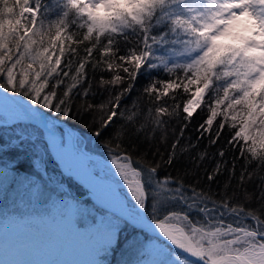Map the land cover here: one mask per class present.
<instances>
[{
	"label": "snow or ice",
	"instance_id": "6c2138e0",
	"mask_svg": "<svg viewBox=\"0 0 264 264\" xmlns=\"http://www.w3.org/2000/svg\"><path fill=\"white\" fill-rule=\"evenodd\" d=\"M40 7V0L34 6L30 0H0V92L24 96L28 112L46 121H52L48 117L53 113L72 117L74 108L93 114L98 137L119 115L120 123L105 143L114 145L108 147L111 163L127 185L136 213L146 218L150 208L149 223L180 250L167 253L171 258L162 264H189L182 253L203 264H264V175L259 176L258 195L255 190L239 193L232 184L242 188L256 180L257 169L264 173V0H63L47 28L42 21L38 26ZM157 45L168 55L153 56ZM142 67L160 69L167 78L144 85L147 112L137 111L134 102L132 113L125 115L129 110L121 109V100L130 94ZM94 89L107 98L90 102ZM179 89L187 94L182 111L178 96H172ZM170 96L171 104L166 99ZM194 114L201 116L196 142L182 146ZM173 119L180 122L179 134L173 132L170 141ZM226 129L230 138L221 145ZM149 133L171 150L154 153L159 160L141 155L133 161L120 154L126 141H147ZM204 140L220 146L201 151ZM230 150L244 161L239 172L237 157L227 159ZM35 160L31 166L20 161L13 171L31 172ZM181 160L190 162L182 176L160 177L162 168ZM189 176L205 179L207 188L185 184ZM220 177L223 191L213 198L211 185ZM241 195L253 206L236 202ZM169 201L184 208L167 210L161 218L157 213ZM190 211L202 213L207 223L197 227ZM225 216L234 217L237 226L225 223ZM173 219L185 226L169 224Z\"/></svg>",
	"mask_w": 264,
	"mask_h": 264
},
{
	"label": "trees",
	"instance_id": "16d2710c",
	"mask_svg": "<svg viewBox=\"0 0 264 264\" xmlns=\"http://www.w3.org/2000/svg\"><path fill=\"white\" fill-rule=\"evenodd\" d=\"M40 3H41V7H40V13H39L38 26H39V21H42L45 28H47L49 23L51 21H54L57 18V14L62 9L63 0H40ZM30 5L34 6L35 0H30ZM134 39L135 37H130V40H134ZM124 48H125V45L122 43L121 44V50H122L121 54H123ZM156 55L164 56V55H168V53L165 51V49L157 45V46H154L153 48V56H156ZM172 58L173 57L169 56V59H172ZM153 62L158 63V61H155V60H153ZM95 75L98 78L100 73L97 72ZM105 77H107V73H105ZM166 78H167V73H164L160 69H148L146 67H142V69L139 70L138 77L135 78L134 80V87L132 88L130 94L123 97L121 100V103H120L121 109H124L125 107H127L129 110L128 113H126L125 115L132 113L134 102L136 103V105H138V108L136 109L137 111H139L140 109H144L145 112H147V108L149 106V98L142 94L144 85L148 83V81L153 80V79L163 80ZM172 96H178L176 100V104L182 111V100L187 98V94H184L183 90L179 89V90H172ZM172 96L166 98L168 99L169 104L172 103ZM106 98H107V93L94 89L93 94L89 95L88 100L90 102L94 101L96 103H99V101H101L102 99H106ZM52 115L58 117L59 119L63 120L68 125H70L72 128H74L78 132V134L82 137V139H84L86 148L89 151L99 153L100 155H102L104 158L108 160L111 159L112 153L108 151V147H114V145L106 146L105 142L108 139L109 132L112 131V128H115L120 123L119 115L116 119V123L112 125V128H109L108 131H105L103 135L99 137L94 135L95 128L93 127V119H94L93 114L77 113L74 108L72 117H68V118L59 117L54 113ZM96 119H98V114H96ZM200 121H201V116L194 114V119L188 125L187 130L183 134V140L181 141L182 146L189 141L193 143L196 142V136H197L196 125ZM179 123L180 122L175 119L169 122L168 135H169L170 141L172 139L173 132H176L177 135L179 134L178 132ZM22 125H24L26 128L24 132H26L27 137H32V138L34 137V139L36 140L35 144H37L39 142V139L42 138L40 129L37 126L31 123H28V122L21 123V121H19L18 123H15V124H12V123L11 124H0V157L11 159L13 160V162L15 161L14 164L9 167L10 173H12L15 176H21V177L28 179L31 177L32 172H16V171H13V168L15 167V164L19 163L20 161H23L27 165L31 166L33 160H35V157H34L35 152L31 150L29 145L23 143L24 140H21L19 143H12L10 142V137L8 138L10 133L14 134L13 133L14 129L17 126H22ZM229 131H230L229 129L225 130L224 135L220 141L221 145L224 143L226 139L230 138L228 136ZM238 143L244 144L245 142L239 141ZM219 146L220 145L208 146L207 140H204L200 142L199 150L201 151L206 150L208 152H213ZM246 146L247 145L245 144V147ZM121 147L125 149V152L120 153V154L129 155L130 159L133 161L139 159L141 155H143L145 160H159L160 158L159 155H154V153L164 154L167 151L171 150L167 145L158 143L156 140L152 139L151 133H149V139L147 141H144L142 139L137 141L135 137H132L131 139L126 141L124 145H121ZM194 154L195 153H193V155ZM239 155L240 154L238 152L234 150H230L228 157H227L228 160H231L232 156L237 157V165H236L237 172L240 171L241 165L244 164V161L239 159ZM48 157L49 158L51 157L50 154L48 155ZM206 166L210 168L211 163L206 162ZM54 167H55L54 170L57 173H61L57 166H54ZM185 167H190V162L186 160H181L177 165H174L171 168H167V167L162 168L159 172V175L160 177H163L164 175H171L172 177H176L178 174L182 176L183 168ZM197 174L202 177L203 175L202 170H198ZM3 175H5V172H0V177H2ZM260 175H264V173H260L259 170L257 169L256 180L253 183H246L242 188H236L235 181H232L233 188H235V190L239 193H242L245 190L247 191L255 190L258 195ZM61 176L64 177V174L61 173ZM38 182L41 183L39 180ZM67 182L70 185L72 191L66 192V191L59 189V191H57V194H59V197L65 198V200H68V201L70 200L76 206L82 205L81 203H86L87 205L93 206L95 209L101 211L102 213H107L104 210L98 208L97 206H94L92 202L90 201V199L88 198V196L86 195L80 196L79 193L76 192L80 190V186L71 177L67 178ZM184 182L185 184H198L200 189L207 188V181L203 178L196 180L194 177L189 176V177L184 178ZM222 182H224V177H220L217 182L211 185V191L213 193V198H218L216 194L222 193L223 191ZM254 185H255V189H254ZM172 186L175 187L176 185L173 184ZM232 191L233 189H229L230 193ZM9 192H10V188L8 187L3 193V198L5 200L8 199ZM10 195L11 196L7 201L15 202V204H17L18 199L16 198V195H14L13 192ZM236 202H238L241 206H247V207L253 206L252 202L244 200L242 195L236 198ZM149 203H151V201H149ZM1 205L2 203H0V209L2 208ZM183 208H184V205L180 204L179 202L169 201L167 204L162 205L160 211L157 214L160 215L162 218L163 215L166 214L167 210H177L178 211ZM6 211L8 212V218L5 220L6 226H10V227L15 226L16 228L19 227L18 225L19 222L16 221L17 219L15 215L16 213H14L12 207H7ZM188 215L196 223L197 227H200L207 223V220L204 217V215L202 213H199L198 211H190ZM147 216L152 219L150 208H149V212ZM19 217L21 216L19 215ZM224 220H225V223H233L234 226H237V222L234 217L225 216ZM249 222L250 221L248 220L244 221L245 224ZM121 223L122 225L117 230L115 238L113 240V245L108 250H106V253L104 254V256L101 257V262H98V263L100 264H144L148 259L146 252L142 251L140 254H138V251L130 250L131 240L136 239L137 238L136 235H141V238H143L144 240L157 239L158 241L159 239L152 235H148L145 232L137 230L135 227L126 223L124 220L123 221L121 220ZM1 227L3 228L1 224V218H0V230H1ZM19 228H22V230L17 235V241L15 244L3 243L1 241L3 229L0 231V264H29L26 262L27 258L25 256H22V252H21L22 250L30 251L33 257H37L39 253H46V252H42L39 250L42 248L43 249L47 248V246H49V244L51 243L49 241L51 233L43 223L41 224V222H38V221H34V223L33 222H29V223L23 222ZM26 230L29 231L30 233L27 234ZM208 230L210 229L208 228L205 229V231H208ZM47 243L49 244L47 245ZM36 246H38V248L40 249L36 250L35 249ZM166 246L172 252H175L167 244ZM11 249H13L14 251H12ZM181 258L183 259V256H181ZM33 260L31 261L30 264H34ZM148 264H151V263H148ZM153 264H162V261L157 260L153 262Z\"/></svg>",
	"mask_w": 264,
	"mask_h": 264
},
{
	"label": "rangeland",
	"instance_id": "374dc122",
	"mask_svg": "<svg viewBox=\"0 0 264 264\" xmlns=\"http://www.w3.org/2000/svg\"><path fill=\"white\" fill-rule=\"evenodd\" d=\"M0 107L9 112V114L18 112L17 108L1 94ZM9 114L0 110V124H15L19 122L15 121V117ZM25 129L24 125L17 126L14 129V134L10 133L11 135L9 134L8 136V138L10 137V142L19 143L24 140L23 143L29 145L31 150L35 152V159L38 157L41 159L35 160V169L31 171V177L26 179L9 172V167L15 161L0 157V172H5V175L0 177V203H2L0 218L3 226V228L1 227V230L3 229L1 241L5 244H15L17 235L22 230V228H19L22 223L38 221L41 224L43 223L50 231L49 241L52 244L47 243L49 246L44 249L36 246V250L40 249L39 251L46 252L39 253L37 257H33L28 250H22V256L27 258V263L30 264L34 258V264H100L98 262H101V257L113 245L116 232L122 225L121 221L106 213H102L86 203L76 206L70 200L59 197V194H57L59 189L66 192L72 191L67 182L68 176L64 175L62 177L61 173H57L54 170V166L58 167V165L55 162V164L53 163V158L51 159L52 156L43 138H40L39 142L35 144L36 140L34 137H27L26 132H24ZM77 137L79 146L89 151L86 148L84 139L79 135ZM47 154H50L51 157L49 158ZM88 166L98 177L113 183L118 193L126 201L127 206L131 209V212H133L132 214H136L131 193L127 185L124 184L123 178L119 176L116 166L111 163V159H107V164H105L97 157L92 156L88 160ZM8 187L10 188L8 199L13 192L18 199L17 204L11 201L8 202V199L5 200L3 198V193ZM76 192L80 196H84L86 193L83 188ZM7 207H12L14 213H16V221L19 222V227L6 226L5 220L8 218ZM168 222L179 224L180 227L185 226V222L176 219ZM28 233L30 232L27 231ZM136 237L130 242V250L138 251V254L142 251L146 252L148 259L144 264H153L157 260L164 262L171 258L167 253L172 251L160 240H158L159 242L157 239L144 240L141 235H136ZM11 250L14 251L13 249ZM189 264L192 263L189 262Z\"/></svg>",
	"mask_w": 264,
	"mask_h": 264
},
{
	"label": "bare ground",
	"instance_id": "6f19581e",
	"mask_svg": "<svg viewBox=\"0 0 264 264\" xmlns=\"http://www.w3.org/2000/svg\"><path fill=\"white\" fill-rule=\"evenodd\" d=\"M21 102L23 106L27 109V101L24 99H21ZM31 107V105H29ZM1 110V107H0ZM5 111V110H3ZM9 114V112H6ZM12 115V114H9ZM17 118L21 119H27L26 114L24 111H18L16 114H13ZM47 115V114H46ZM49 120L52 121H46L41 119L42 121L46 122L50 127H59L61 130L62 140L64 141L62 144V152L64 156H66L70 161H72L76 165V170L78 177L86 183L90 188L94 189L97 194L92 195V199L95 202H100L99 197L103 198L105 202L114 209H123L125 212L132 214L131 209L126 205L124 206L121 204L119 198H118V190L115 187V185L103 178H100L98 176H94L88 166V160L91 159L93 156L92 151H87L85 148H82L79 146L77 142V134L75 131L71 129L68 125L64 124L63 122H60L58 118L49 115ZM39 119V118H38ZM61 140V141H62ZM48 144L50 149L54 152L55 150V143L52 140H48ZM56 151V150H55ZM89 152V154H88ZM95 157V156H94ZM61 168L69 172L70 166L66 162H60L59 163ZM172 225H175L174 223H169ZM161 234L160 232H158ZM162 235V234H161ZM163 236V235H162Z\"/></svg>",
	"mask_w": 264,
	"mask_h": 264
},
{
	"label": "water",
	"instance_id": "95a60500",
	"mask_svg": "<svg viewBox=\"0 0 264 264\" xmlns=\"http://www.w3.org/2000/svg\"><path fill=\"white\" fill-rule=\"evenodd\" d=\"M0 94L5 97L6 99H8L10 102H12V104H14L15 106H17L21 111H24L25 114H26V118L25 121H29L31 122L32 124L38 126V128L42 131L43 133V137H44V140L47 142L48 144V140H52L54 143H55V150L54 152L51 150V153H52V157L54 158V160L56 162H58V164L60 162H66L68 163V165L70 166L71 168V172L70 173H67L71 176H73L76 181L82 185L87 191H88V194L92 197V195H96L97 192L90 188L86 183H84L77 175V170H76V165L70 161L66 156H64L63 154V150H62V135L57 132L56 130H54L52 127H50L46 122L42 121L41 119H38L36 118L33 114L29 113L28 110L23 106L22 102H21V99H24L28 102V100L21 96V95H18L14 98L11 97V92L9 91V96H6L5 94H3L2 92H0ZM44 111V110H43ZM45 112V111H44ZM45 114H47V112H45ZM64 123V122H63ZM66 124V123H64ZM73 131H75L73 128H71ZM49 146V144H48ZM50 148V147H49ZM120 202L121 204H123L125 206V201L120 198ZM99 200L100 202L97 203V202H94L96 205H98L99 207L113 213L114 215L124 219L125 221L131 223L133 226H135L136 228H139L147 233H150V234H156V232H159L158 229H155L150 223L149 221L151 219H149L148 217L144 218L142 215H138V214H135V215H132V214H129L127 212H125L123 209H114L112 207H110L103 198L99 197ZM159 238H162L164 239L165 241L168 242V244H170L175 250H177L178 252H180V250L176 249V247L174 245L171 244L170 241L167 240V238H165L164 236L162 235H157ZM184 256H186L187 258L191 259L192 261H195L199 264H203L202 261H200L198 258L196 257H192L190 256L189 254L187 253H182Z\"/></svg>",
	"mask_w": 264,
	"mask_h": 264
}]
</instances>
